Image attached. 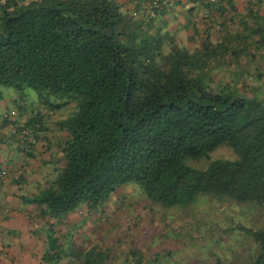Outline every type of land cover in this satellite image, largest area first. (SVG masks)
<instances>
[{
  "label": "trees",
  "instance_id": "trees-1",
  "mask_svg": "<svg viewBox=\"0 0 264 264\" xmlns=\"http://www.w3.org/2000/svg\"><path fill=\"white\" fill-rule=\"evenodd\" d=\"M148 1L0 0V93L18 92L0 123L45 169L26 196L47 225L42 264H111L106 236L80 229L109 231L138 189L146 211L245 209L225 230L250 243L241 264H264V0Z\"/></svg>",
  "mask_w": 264,
  "mask_h": 264
},
{
  "label": "rangeland",
  "instance_id": "rangeland-1",
  "mask_svg": "<svg viewBox=\"0 0 264 264\" xmlns=\"http://www.w3.org/2000/svg\"><path fill=\"white\" fill-rule=\"evenodd\" d=\"M1 91L0 111H3L14 105L12 96H16L18 92L5 87ZM25 92L26 99L23 102L26 106L30 102H36L34 89L27 87ZM228 154L226 148H221L216 149L211 156L223 158ZM186 163L196 167L199 160L188 159ZM202 164L205 165V161ZM131 191L134 193L129 194L130 200L134 205L124 212L115 206L118 204L113 205L116 211L109 215V231L104 230V224L97 228V220L91 217L85 223L88 225L86 231L89 232L90 241L91 238L101 240L106 236L104 239L113 244L115 258L111 264H126V260L131 263L132 247L140 249L148 263L155 257V264H241V256L250 243L239 230L225 229L239 222L245 223L250 218V212L207 200H202L191 210L176 206L162 207L161 211L156 212L146 211L142 208L143 200L140 199L145 194L140 190L138 192L141 194ZM216 255L221 256L220 261H217ZM65 263L66 259L60 264Z\"/></svg>",
  "mask_w": 264,
  "mask_h": 264
},
{
  "label": "crops",
  "instance_id": "crops-1",
  "mask_svg": "<svg viewBox=\"0 0 264 264\" xmlns=\"http://www.w3.org/2000/svg\"><path fill=\"white\" fill-rule=\"evenodd\" d=\"M234 1L239 10L245 5V0ZM202 14L200 11L199 16ZM1 119L0 116V122ZM18 119L20 124L25 121L23 117ZM13 134L0 123V168L8 171V177L0 184V264H42L47 225L37 216V205L29 203L26 196L35 192L45 169L40 158H24ZM38 149L42 152V148ZM20 167L24 168L21 179ZM87 227L84 224L80 230L90 236Z\"/></svg>",
  "mask_w": 264,
  "mask_h": 264
},
{
  "label": "built area",
  "instance_id": "built-area-1",
  "mask_svg": "<svg viewBox=\"0 0 264 264\" xmlns=\"http://www.w3.org/2000/svg\"><path fill=\"white\" fill-rule=\"evenodd\" d=\"M180 1V0H149L148 2H146V6H148L149 8H166L168 6H173L175 4V2ZM206 2L208 1H214V0H204ZM10 114H12L11 116H15L16 112L15 111H11ZM13 124L9 123L8 127H12ZM8 177V171L7 168H1L0 169V184Z\"/></svg>",
  "mask_w": 264,
  "mask_h": 264
}]
</instances>
